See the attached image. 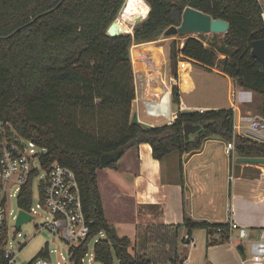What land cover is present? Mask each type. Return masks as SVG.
<instances>
[{
    "label": "trees",
    "instance_id": "1",
    "mask_svg": "<svg viewBox=\"0 0 264 264\" xmlns=\"http://www.w3.org/2000/svg\"><path fill=\"white\" fill-rule=\"evenodd\" d=\"M124 1L0 0V126L8 124L18 137L43 150V168L56 162L74 172L84 216L92 224L88 238L68 250L73 264H81L90 241L100 234L104 238L95 242V262L114 264L116 259L118 264H157L158 259L144 252L133 254L132 241L118 236L107 223L97 184L102 155L121 151L122 156L146 143L152 157L161 160L173 152L199 150L206 139L216 135L223 142H233L238 157L264 158V144L234 133L232 109L181 111L171 124L154 128L131 123L135 91L130 48L156 40L171 26L178 27L186 7L225 21L228 30L215 50L193 37L182 47L173 41L171 73L176 76L181 59L219 71L261 98L259 114L264 120V67L251 55V43L264 40L259 2L127 0L121 21L116 20ZM134 15L147 17L131 34H107L115 20L116 31L129 33L125 24ZM217 53L224 58L217 59ZM171 101L174 106L180 104L175 86ZM185 124L201 127L188 141L183 135ZM21 197L18 206L29 209L30 184ZM181 227L188 235L205 230L207 246L227 243L225 224L197 223L184 216L181 225L146 226L143 250L154 245L159 260L181 264L185 259L178 252ZM219 228L222 232L214 238Z\"/></svg>",
    "mask_w": 264,
    "mask_h": 264
},
{
    "label": "crops",
    "instance_id": "2",
    "mask_svg": "<svg viewBox=\"0 0 264 264\" xmlns=\"http://www.w3.org/2000/svg\"><path fill=\"white\" fill-rule=\"evenodd\" d=\"M144 44L147 43L138 46ZM155 49L158 53V49ZM140 61L133 68L135 99L131 116L135 115L137 123L142 126L154 128L169 125L181 111L235 107L233 121L235 119L239 123L240 130L234 133L247 137L245 132L250 120L262 119L258 114L252 116L249 106L257 96L234 82L238 94L227 107L210 101L200 103L192 98L193 95L191 98L185 96L196 64L191 60L181 59L177 63L176 76L171 73L169 61L165 57L155 59L148 55V58ZM204 71L208 76L217 75L231 80L215 69ZM174 86L179 91L178 106H174L171 101ZM231 95H234L232 90ZM167 111L171 112L169 121L163 118ZM225 144L220 138H208L199 150L179 154V163L177 158L171 157L172 153L161 160L154 159L151 147L146 143L125 151L114 168L106 167L97 172L107 223L118 236L134 241L148 225H181L184 216L197 223L221 224L229 217L245 228L252 239H256L264 230V166L237 162L238 156L234 150L228 155L226 164L218 162L219 150L223 148L224 151ZM220 170L224 171L225 179L220 175ZM230 174L231 181L228 180ZM219 178L225 182L220 184ZM196 231L207 250L204 264L218 261L215 251L220 247L225 248L234 264H242V258L236 250L239 243L207 246L205 230H195L188 235L184 227L179 229L178 236V252L182 259L188 260L186 249L192 247V235Z\"/></svg>",
    "mask_w": 264,
    "mask_h": 264
},
{
    "label": "built area",
    "instance_id": "3",
    "mask_svg": "<svg viewBox=\"0 0 264 264\" xmlns=\"http://www.w3.org/2000/svg\"><path fill=\"white\" fill-rule=\"evenodd\" d=\"M262 6L261 17L264 21V0H257ZM233 112L236 111L234 107ZM203 113L205 111L198 110ZM233 131L239 132L240 125L234 119ZM256 135L258 141L264 144V120L253 118L250 120L245 135ZM38 148L30 141L18 137L7 124L0 126V264H16L15 251L8 248L9 244V223L7 202L11 196L13 187H17V204L21 200V193L25 187L30 184L31 205L29 209H21L19 212L30 216L34 220L35 210L32 207V190L34 182L38 181V202L35 209H40L49 214L40 230L57 235L62 242L69 245L68 250L83 243L89 236L92 221L84 216L81 197L76 176L72 170L56 162L50 164L46 169L41 166ZM227 153L234 150V143L225 144ZM43 175V176H42ZM228 180H232L229 175ZM18 216V215H17ZM17 217L15 218L16 221ZM29 221V222H30ZM226 225L227 243L237 242L240 245L249 246V256L245 254L242 258V264H264V230H262L256 239L249 236L248 231L237 225L229 217L224 223ZM14 235L18 229L15 225L11 226ZM222 229H217L214 236L219 238ZM236 233V235H235ZM19 247L18 250H21ZM49 251L39 255L28 264H51ZM71 255V254H69ZM181 264H189L184 259Z\"/></svg>",
    "mask_w": 264,
    "mask_h": 264
},
{
    "label": "rangeland",
    "instance_id": "4",
    "mask_svg": "<svg viewBox=\"0 0 264 264\" xmlns=\"http://www.w3.org/2000/svg\"><path fill=\"white\" fill-rule=\"evenodd\" d=\"M126 4H127V0ZM121 14H118L116 20L121 21ZM137 15L132 16L130 21H127L125 26L126 29L132 33V29L134 28L135 18ZM145 18V17H142ZM123 22V21H122ZM197 38L201 40L203 45L208 49L215 50L217 47L221 45L222 40V34H191V33H184L179 34L175 36L166 37L163 34H161L156 40L151 41L147 44L151 45V50L149 51V46L145 48V46H138V45H132L130 48L131 53V59H132V69L134 66H138L134 61L139 62V59L148 58V55L150 58H158V59H164V57L169 61V50L170 45L173 41H176L179 43V46L182 47L184 42L187 38ZM145 45V44H144ZM158 49V53H156V49ZM164 56V57H163ZM160 57V58H159ZM217 59H223L224 56L217 53ZM162 61V60H161ZM217 76V75H216ZM216 76H208L204 69L195 64L193 68V73L191 76V79L189 80L188 85V93L185 95L189 98H192L194 100H198L200 103H207V102H215L218 103V105H224L222 107H227L232 101H235V96L238 94V89L236 88L234 81L226 79V77H216ZM229 78V77H228ZM230 79V78H229ZM231 90L233 91L234 95H231ZM72 92L75 91L71 89ZM247 91V90H245ZM253 92H251L252 94ZM190 94V95H189ZM236 94V95H235ZM255 96V99L251 102L249 105L252 111V116L260 115L259 110L261 108L262 100L261 98L253 93ZM257 98V99H256ZM226 105V106H225ZM224 109V108H222ZM163 118L167 121L171 119V112L167 111ZM38 153H42L41 149L36 150ZM225 151V154H224ZM221 148L219 150L218 156V162H225V164L228 162L230 156V153H227L225 148ZM177 158L179 163V153L173 152L171 157ZM166 164V163H165ZM220 175L224 177L225 174L224 171L220 170ZM231 175V174H230ZM43 176V175H42ZM220 176V177H221ZM41 178L37 179L36 182H34L33 190H32V207L36 211L34 214V220L23 224L18 231L13 235L11 226L15 225V218L18 215L19 212V206L17 204V187H13V189L10 192V197L8 198L7 202V212H8V223H9V244L8 248L15 251V260L16 264H28L32 260H34L36 257H38L41 254L46 253L49 251L50 255V261L51 264H73L70 261V255H69V245H66L64 242L61 241V239L54 234L47 233L43 230H40V225L43 224L47 219H49V214L43 210L35 209V206L38 202L39 196H38V181H40ZM219 183L225 182L223 178H219ZM222 179V180H221ZM196 232H193L192 238L193 243L191 248L186 249V255L188 257L189 264H204V257L207 254V250L205 249L203 245L202 238L198 235ZM184 233V232H183ZM182 235V234H181ZM103 235H99L94 237L89 245H88V251L86 256L83 258L81 264H100L98 262L94 261V245L96 240L103 239ZM143 241H144V230L143 233L138 236L134 241L132 240L130 251L135 254L136 256H141L143 252L148 257H155L157 260V264H167L161 259V257L157 256L153 251L156 248L154 245H146L147 248L143 250ZM19 247H22L21 250H18ZM245 248V254L249 256V246L247 244H244ZM216 255L218 256V261H216L213 264H234V262L229 259L228 254L225 251L224 247H220L216 249ZM163 258V257H162ZM114 264H118L117 260L114 259ZM239 264V262H237Z\"/></svg>",
    "mask_w": 264,
    "mask_h": 264
},
{
    "label": "water",
    "instance_id": "5",
    "mask_svg": "<svg viewBox=\"0 0 264 264\" xmlns=\"http://www.w3.org/2000/svg\"><path fill=\"white\" fill-rule=\"evenodd\" d=\"M126 6V1H124L119 14H121L124 11V8ZM142 18L140 16L136 17L134 27H136L138 24H140L142 21L146 19ZM116 21V20H115ZM115 21L112 22V24L109 26L107 30V34L109 36H118L123 34H131L129 33H123L116 31ZM228 30V23L225 21L219 20V19H212L211 16L204 14L198 10H195L190 7H186L181 16V23L178 27L171 26L167 28L163 35L166 37L175 36L179 34L184 33H191V34H225ZM251 55L254 59L258 60L261 65L264 67V40H256L251 43ZM131 123L136 124L137 119L135 115L131 116ZM200 126H195L191 124H185L183 127V135L186 141L189 140L191 135L196 134L198 131H200ZM247 137L259 140V138L256 135L253 134H247ZM213 139H218L219 137L214 135L212 136ZM121 157V151H117L112 154H104L100 157V166L101 168H106L110 163L117 162ZM237 162L242 164H261L264 166V158H249V157H238ZM32 218L28 216L27 214L23 213L22 211L18 212L17 219L15 221V227L17 229H20V227L28 223ZM238 254L241 258L245 257L244 254V247L242 245L238 246L236 248Z\"/></svg>",
    "mask_w": 264,
    "mask_h": 264
},
{
    "label": "bare ground",
    "instance_id": "6",
    "mask_svg": "<svg viewBox=\"0 0 264 264\" xmlns=\"http://www.w3.org/2000/svg\"><path fill=\"white\" fill-rule=\"evenodd\" d=\"M139 60H142V59H139ZM136 64L140 63L141 61L137 62V61H134Z\"/></svg>",
    "mask_w": 264,
    "mask_h": 264
}]
</instances>
